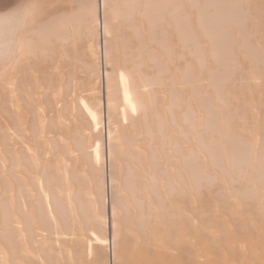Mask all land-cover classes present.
I'll return each mask as SVG.
<instances>
[{
  "label": "bare ground",
  "instance_id": "1",
  "mask_svg": "<svg viewBox=\"0 0 264 264\" xmlns=\"http://www.w3.org/2000/svg\"><path fill=\"white\" fill-rule=\"evenodd\" d=\"M59 2L0 0V264H264V0Z\"/></svg>",
  "mask_w": 264,
  "mask_h": 264
},
{
  "label": "rangeland",
  "instance_id": "2",
  "mask_svg": "<svg viewBox=\"0 0 264 264\" xmlns=\"http://www.w3.org/2000/svg\"><path fill=\"white\" fill-rule=\"evenodd\" d=\"M56 1H58V2H59V0H56ZM60 2H61V1H60ZM60 2H59V3H57V4H59V6L61 5V3H60ZM57 4L55 3V7H57V8H58L59 6H57ZM59 8H60V7H59ZM0 114H1V113H0ZM1 118H3V117H2V116H0V124H2V123H1V121H3V123H4V121H5V122H8L7 118H6V119L4 118V119H2V120H1ZM105 120H106V119H105ZM106 121H107V120H106ZM106 123H107V122H106ZM106 126H107V124H106ZM106 126H105V129H107V127H106ZM105 163H106V162H105ZM105 165H106V168H105V169H107V168H108V165H107V164H105Z\"/></svg>",
  "mask_w": 264,
  "mask_h": 264
}]
</instances>
